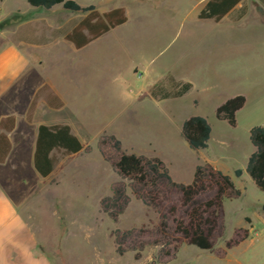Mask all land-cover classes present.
<instances>
[{"label":"rangeland","instance_id":"obj_1","mask_svg":"<svg viewBox=\"0 0 264 264\" xmlns=\"http://www.w3.org/2000/svg\"><path fill=\"white\" fill-rule=\"evenodd\" d=\"M197 1L168 0L164 17L162 11H147L138 0H129L126 23L104 40L109 46L94 43L80 53H67L64 36L83 14L0 0V80L9 84L0 113L6 107L20 112L16 133L21 138L12 158L0 166V188L18 205L33 240L23 264H264V193L245 172L254 152L249 130L264 127V26H256L264 18L255 13L239 18L233 12L230 20L201 21L196 13L204 2ZM8 45L26 56L20 66L3 55ZM85 61L89 66L78 69ZM13 69L11 76L7 71ZM173 81L191 88L180 97L159 98L173 91ZM53 83L65 86L67 101L57 99L60 107L46 106L52 93L61 99ZM20 88L19 99L7 97ZM36 95V113L28 120V105ZM237 95L245 97L246 105L232 127L215 111ZM193 116L210 126L205 149H191L181 136L182 123ZM40 123L67 124L88 147L77 154L53 151L54 169L47 178L36 176L30 163L33 127ZM107 136L119 140L125 153L160 159L175 183L191 184L196 167L204 165L231 178L242 194L223 202L224 230L212 250L180 244L173 257H165L176 237L171 220L165 245L157 232L158 212L133 196L129 182L111 165L115 152L99 146ZM235 170L243 176L235 177ZM119 185L128 203L112 220L100 201ZM169 203H176L174 195L168 196ZM244 230L248 237L227 249V241ZM116 231L129 232L120 244Z\"/></svg>","mask_w":264,"mask_h":264},{"label":"trees","instance_id":"obj_2","mask_svg":"<svg viewBox=\"0 0 264 264\" xmlns=\"http://www.w3.org/2000/svg\"><path fill=\"white\" fill-rule=\"evenodd\" d=\"M32 8L49 10L61 6L65 11L81 13L83 17L75 24L64 38L71 42L76 49L87 45L126 22L123 8H116L100 13L94 6L81 7L73 0H26ZM241 0H209L204 9L200 11V19H213L219 21L223 15L231 10ZM174 93L163 91L158 94L161 99L176 98L186 93L191 85L173 81ZM156 97V93L151 94ZM37 95L33 98L27 119L32 118ZM245 97L237 95L224 101L216 108L215 115L218 120L227 122L234 127L235 115L245 104ZM47 105L60 107L61 103L55 96H47ZM14 118L9 116L0 120V128L10 131L13 128ZM210 126L206 120L199 116L188 118L182 123L181 136L193 150L205 149L210 137ZM249 140L255 151L249 156L245 172L250 177L258 190L264 193V127L255 126L249 130ZM99 146L106 147L107 151L115 152L116 159L111 162L114 171L122 179L129 182L133 196L143 204L153 208L159 214L158 235L168 245L169 233L167 220H171L172 234L175 235L171 251H164L165 257H173L177 246L185 244L194 246L199 250L210 251L214 241L221 236L223 226V202L241 196V190L236 188L228 175L209 165L197 166L193 180L189 185L178 184L172 181L163 162L157 157L148 158L142 155L128 154L121 150L120 141L114 136L102 137ZM11 145L4 133H0V164L4 163ZM78 138L71 133L68 125L37 127L34 144L32 166L41 178H47L54 169L53 151L61 150L65 154H77L87 150ZM241 170H235L234 176L240 177ZM175 196V204L167 203L168 196ZM128 203L123 185L117 186L110 197L100 201L101 209L112 219L122 213ZM116 240L119 244L128 236L129 232L119 234L116 231ZM248 237V231H243V236L235 234L234 238L227 241L229 249ZM123 250L118 245L117 253Z\"/></svg>","mask_w":264,"mask_h":264},{"label":"crops","instance_id":"obj_3","mask_svg":"<svg viewBox=\"0 0 264 264\" xmlns=\"http://www.w3.org/2000/svg\"><path fill=\"white\" fill-rule=\"evenodd\" d=\"M73 1H75L81 7H87V6L92 5L100 13H104V12H107V11H110V10L116 9V8H123L124 12H125L126 21H127L126 13H127V9L130 6V5H128L129 0H73ZM138 1L141 3L143 8L147 9V11H151V12L155 11L156 13L159 11H162L161 13L164 14V17H166V15L164 13L165 11L162 10V8L164 9V7H165L164 3L168 0H152V2H150V0H138ZM155 1H157V6L162 3L160 8L156 6ZM202 1L204 3L202 5V7L196 13L197 18L201 21L202 20H213V19H200L198 17L200 11L204 9L205 4L209 0H201L200 2H202ZM194 2H195V4H197L198 1L194 0ZM101 4H103L104 6L103 5L100 6ZM108 4H110L111 6H108ZM146 4H148V5H146ZM233 12H238L237 16L239 18H242L244 16H248V14H250V13H255L256 16H259V17L261 16L262 18H264V0H241L231 10H229L225 15H223L220 20L221 21H225L226 19L230 20V16ZM165 19H167V18H165ZM219 21H217V22H219ZM123 24H121V25H123ZM121 25H119V26H121ZM252 25H254V24H251V26ZM119 26H116V27H119ZM256 26H264V22H260ZM240 27H243V26H240ZM115 28L111 29L110 31L103 34L99 38L92 40L87 45H85L79 49H76L71 42H69L65 39L67 41V44H68L67 45V53L68 52L69 53H80L81 51L88 49L94 43H98L100 45V47L101 46L104 47V45L109 46V42L104 41V40H105V38L108 37V35H111L113 33ZM71 29L67 33H69L71 31ZM91 53L92 52H90V54ZM5 54L7 55L6 59H8V60L10 57H12V59L14 60V66L15 67L20 66L22 59L24 60L26 57L22 53L21 49L15 47L13 45H8L7 47H5V49L3 51V55H5ZM65 59H66V61L68 60L67 58H65ZM67 62H69V61H67ZM86 62L87 61L78 63L77 64L78 69H80L79 67L89 66V65H86ZM7 72L9 74L12 72L10 74L12 76L13 73H15V70L13 69V70L7 71ZM67 77L69 78V76H67ZM78 78L81 80L82 74L78 75ZM8 85L9 84L5 79L3 81L0 80V98L6 94V92L8 90ZM51 88L55 89L57 94L60 92L62 100L56 94H54V93H52V94L55 95L57 97V99L60 100L61 103L64 102V99H65V102L67 101L66 100V94H65V92H66L65 86L60 87L56 83H53ZM21 89L22 88L19 89V92L14 97H11V95H9L7 97H9L10 99H17V95H18V99H19L20 94H21ZM172 90L173 91H167V92L174 93L177 91V89L173 86H172ZM162 93H164V92H162ZM5 98L2 102H5ZM168 99H171V98H167L164 100H168ZM245 105H246V101H245L244 106ZM37 106H38V102L36 104V108H37ZM46 106H47V104H46ZM244 106H243V108H244ZM28 107H29V105H28ZM36 108L33 112V118H34V115L36 113ZM9 116L14 118L12 130L5 131V130H2L0 128V133H4L6 135V137L9 140V143L11 145V149L9 151L8 156L5 158L4 163L0 164V166L4 165L8 160H10L12 158V155L14 153L13 152L14 147H15V145L18 144V141L21 140V138H17V133H16L18 128H19V124H20V121H19L20 112H17L15 110H10V111L8 110L7 111V107H6V109L2 110L0 113V120L4 119L6 117H9ZM39 125L49 126L47 124L40 123V124H36L33 127V132H32L33 137H32L31 154H30L31 166H32V157H33V152H34V144H35V139H36V134H37V127ZM60 125H67V124H60ZM263 126H264V124H263ZM71 133H72V131H71ZM253 151H255L254 148H253ZM32 169H33V166H32ZM33 172L36 176L40 177L35 172L34 169H33ZM242 176H243V173H242L241 177ZM17 206L18 205H16L13 201H11L6 196V194L3 192V190H1V188H0V264H23V260L25 259V257H29L30 249H31L32 244H33L31 234L26 232V230H25L26 226L23 224V221H22V219L20 217V213H19V207H17ZM31 264H34V262H32Z\"/></svg>","mask_w":264,"mask_h":264}]
</instances>
